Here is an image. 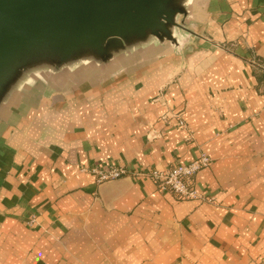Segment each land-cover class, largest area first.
Segmentation results:
<instances>
[{
  "label": "crops",
  "instance_id": "obj_1",
  "mask_svg": "<svg viewBox=\"0 0 264 264\" xmlns=\"http://www.w3.org/2000/svg\"><path fill=\"white\" fill-rule=\"evenodd\" d=\"M189 28L180 49L39 84L4 115L0 264L264 260V0H194ZM168 108L186 129L161 121ZM201 153L212 164L194 184L214 203L132 174ZM110 166L130 173L98 184L83 172Z\"/></svg>",
  "mask_w": 264,
  "mask_h": 264
},
{
  "label": "water",
  "instance_id": "obj_2",
  "mask_svg": "<svg viewBox=\"0 0 264 264\" xmlns=\"http://www.w3.org/2000/svg\"><path fill=\"white\" fill-rule=\"evenodd\" d=\"M194 0H0V122L30 89L104 76L190 30Z\"/></svg>",
  "mask_w": 264,
  "mask_h": 264
},
{
  "label": "built area",
  "instance_id": "obj_3",
  "mask_svg": "<svg viewBox=\"0 0 264 264\" xmlns=\"http://www.w3.org/2000/svg\"><path fill=\"white\" fill-rule=\"evenodd\" d=\"M161 100V97L158 99ZM163 106L168 107L164 101ZM166 107V108H167ZM183 111H172L168 108L161 116L164 124H169L173 120L182 129H186L187 123L182 118ZM151 136V135H150ZM149 136V137H150ZM157 138V135H152ZM212 164V159L206 153H201L197 159L188 164H179L169 169H151L143 172L132 173L134 176H146L150 178L160 192H171L180 200H197L202 203H214V199L198 191L194 184L195 176ZM83 172H89L96 177L98 184L108 181L118 180L129 175V171L123 167L110 166L108 168H90L84 169ZM38 224V215L33 214L27 221V226L33 228Z\"/></svg>",
  "mask_w": 264,
  "mask_h": 264
},
{
  "label": "rangeland",
  "instance_id": "obj_4",
  "mask_svg": "<svg viewBox=\"0 0 264 264\" xmlns=\"http://www.w3.org/2000/svg\"><path fill=\"white\" fill-rule=\"evenodd\" d=\"M260 264H264V260Z\"/></svg>",
  "mask_w": 264,
  "mask_h": 264
}]
</instances>
